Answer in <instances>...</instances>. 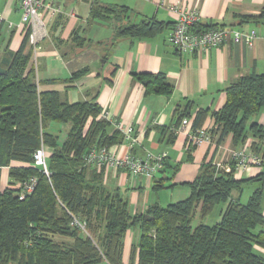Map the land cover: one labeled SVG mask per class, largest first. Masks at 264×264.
I'll use <instances>...</instances> for the list:
<instances>
[{
    "label": "trees",
    "instance_id": "trees-1",
    "mask_svg": "<svg viewBox=\"0 0 264 264\" xmlns=\"http://www.w3.org/2000/svg\"><path fill=\"white\" fill-rule=\"evenodd\" d=\"M111 10L120 20L128 9ZM245 18L263 21L264 7L259 15ZM163 27L152 19L120 24L111 43L122 37H150ZM28 35L18 51L7 47L0 68V264H125V238L133 226L139 227L140 237L128 264H264V124L256 120L264 111V73L230 84L209 128L218 145L230 134L233 145L241 147L254 137L252 149L263 158L259 173L238 178L235 162L226 172L209 160L190 183L187 198L134 214L129 201L104 183L106 167L93 169L85 162L93 146L121 142L124 134L119 129L109 132L111 121L100 115L97 104L64 102L58 91L40 90L31 54L25 51ZM136 77L147 93L170 96L174 90L165 73ZM209 111L198 112L194 129L202 127ZM52 121L70 125L62 141L49 130ZM42 144L51 149L49 175L33 164ZM12 162L22 164L10 167V182L2 188V167ZM31 177L37 179L34 190L21 198L16 184ZM249 182L259 183L249 199H235L233 191ZM221 203L226 206L220 219L208 224L206 218ZM76 218L84 227L75 224Z\"/></svg>",
    "mask_w": 264,
    "mask_h": 264
},
{
    "label": "crops",
    "instance_id": "crops-1",
    "mask_svg": "<svg viewBox=\"0 0 264 264\" xmlns=\"http://www.w3.org/2000/svg\"><path fill=\"white\" fill-rule=\"evenodd\" d=\"M45 3L42 15L47 35L39 41L36 54L29 40L25 49L31 54L40 90L58 91L64 102L97 104L109 114L110 133L118 129V122L132 125L138 136L134 154L144 156L150 150L167 154L163 170L153 180L135 177L126 169H105L104 183L129 201L132 213H143L156 203L165 206L187 198L191 193L190 183L204 162L217 160L223 146L241 147L233 145L231 134L220 145L215 141L194 145L190 135L196 131L194 120L201 109L210 110L202 127L214 125L212 112L225 103L226 88L230 84L245 75L264 73V20L245 18L259 15L264 0H45ZM176 3L197 10L201 28L233 27L245 32L255 31L254 45L229 41L208 50L179 53L170 40L178 19L173 9ZM51 7L58 9L57 12L53 13ZM112 7L128 10L118 20V12L111 10ZM14 12L22 13L19 0H7V9L0 11V15L6 21ZM143 19L162 22L164 27L150 37H122L111 43L120 24L138 23ZM4 27L5 22L0 26V68L7 47L18 51L26 35L20 27ZM84 69L87 71L82 76L73 77ZM141 73H165L174 85L172 94L147 93L136 77ZM184 118L190 123L181 130ZM256 120L264 124V111ZM52 122L49 130L62 141L70 127L62 122L65 125L61 128ZM61 129L65 130L64 137L58 133ZM129 145L130 140L124 136L121 142L110 147L127 151ZM12 165L21 164L12 162L2 167V188L10 182ZM259 171L248 169L236 176L250 178ZM158 184L163 185L162 188L158 189ZM243 193L244 187L234 190L233 197L246 202L248 199L242 200ZM139 237L138 226L128 230L125 264L131 261L132 246ZM261 251L264 253V248Z\"/></svg>",
    "mask_w": 264,
    "mask_h": 264
},
{
    "label": "built area",
    "instance_id": "built-area-1",
    "mask_svg": "<svg viewBox=\"0 0 264 264\" xmlns=\"http://www.w3.org/2000/svg\"><path fill=\"white\" fill-rule=\"evenodd\" d=\"M19 2L22 10V21L18 27H20V30H25L26 34H29V41L34 46L36 54L39 41L47 35L46 23L42 15V8L45 7L46 3L45 0H19ZM173 9L177 11L178 19L174 25L170 40L179 53L208 50L219 47L229 41L246 43L250 47L254 45L255 31L245 32L233 27L201 28L198 26L200 18L197 10L190 9L181 3L174 4ZM51 10L55 13L58 9L51 7ZM4 22V17L0 15V26ZM9 27H12V23H9ZM102 116L107 119L110 118L105 111H103ZM189 123V119L184 118L181 130H185ZM117 128L130 140L129 150L120 151L105 145L93 146L85 155L86 164L99 168L126 169L135 177H145L148 180H153L163 168L167 154L165 152L155 153L154 151H147L144 156L134 154L133 149L138 142L134 127L118 122ZM253 141L254 139L249 138L241 148L230 149L221 159H217L213 163L218 169L230 172L235 162L236 175L248 169H260L263 165V158L262 155L257 154L252 149ZM190 142L195 145L203 142H213L209 127L198 128L190 135ZM48 158L49 148L42 144L34 153L33 164L43 167L45 173L49 175ZM36 183L37 179L35 177L17 182L16 185L21 188L20 197L24 198L25 194L32 192ZM74 222L84 227V224L77 218Z\"/></svg>",
    "mask_w": 264,
    "mask_h": 264
},
{
    "label": "rangeland",
    "instance_id": "rangeland-1",
    "mask_svg": "<svg viewBox=\"0 0 264 264\" xmlns=\"http://www.w3.org/2000/svg\"><path fill=\"white\" fill-rule=\"evenodd\" d=\"M5 9H7V0H0V11L1 12L5 11ZM21 21H22V13L21 12H19V13L14 12L11 17H6L5 27L4 28L5 29H7V28H9V29H18V25L21 23ZM9 23H12V27H9ZM52 123H53V125L55 123H57V125H60L61 128H63L64 125H65L62 122H52ZM67 127H70V125L67 124ZM58 133L60 134L61 137H64L65 134H66L64 129H61ZM230 149L232 150V148L223 146L222 151H221V153L218 156V160L221 159L222 156L227 153V151L229 152ZM235 149H238V148H235ZM50 151L51 150L49 148V152ZM228 158H229V156H228ZM254 186L255 187L259 186V183L258 182H249V183H246L244 185V193H243V199H242L243 201H246L248 199L247 196H249L250 191L252 192V189L254 188ZM223 205L224 204H222V203L217 205L215 210H213V212L206 218V221L208 222V224H214L215 222H217V220H219V219H217V217L219 216L218 213H219V211H220V209L222 208ZM198 215H199V213L197 214V216L193 220V224L194 225H197L199 223Z\"/></svg>",
    "mask_w": 264,
    "mask_h": 264
}]
</instances>
